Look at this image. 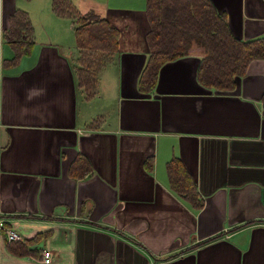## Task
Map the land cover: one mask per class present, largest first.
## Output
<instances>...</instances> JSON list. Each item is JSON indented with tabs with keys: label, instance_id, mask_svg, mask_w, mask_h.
Listing matches in <instances>:
<instances>
[{
	"label": "crops",
	"instance_id": "crops-1",
	"mask_svg": "<svg viewBox=\"0 0 264 264\" xmlns=\"http://www.w3.org/2000/svg\"><path fill=\"white\" fill-rule=\"evenodd\" d=\"M239 40L264 39V0H211ZM120 32L80 85L73 20L53 0H0V264H264V60L233 91L198 80L202 58L163 66L154 91L148 0H71ZM27 14L17 60L10 19ZM177 162L197 189L170 178Z\"/></svg>",
	"mask_w": 264,
	"mask_h": 264
},
{
	"label": "trees",
	"instance_id": "trees-1",
	"mask_svg": "<svg viewBox=\"0 0 264 264\" xmlns=\"http://www.w3.org/2000/svg\"><path fill=\"white\" fill-rule=\"evenodd\" d=\"M53 9L61 18L78 21L75 33L81 68L77 73L80 85L95 92L99 72L119 52V30L107 19L80 13L70 0H53ZM147 16L151 31L147 35L149 61L140 79L143 93L154 91L163 66L190 55L193 43L205 51L198 80L209 89L235 90L250 63L264 60V39L243 41L234 37L227 16L211 0H148ZM24 32L33 34L27 14L17 11L10 19L8 35L17 60L29 54L33 46L22 40ZM169 170L174 188L195 199L197 189L191 177L177 162L171 163Z\"/></svg>",
	"mask_w": 264,
	"mask_h": 264
},
{
	"label": "built area",
	"instance_id": "built-area-1",
	"mask_svg": "<svg viewBox=\"0 0 264 264\" xmlns=\"http://www.w3.org/2000/svg\"><path fill=\"white\" fill-rule=\"evenodd\" d=\"M4 232L6 234L7 237V241L9 243H24L25 242V238L19 234L16 230H11L7 227H5L4 223L1 221L0 219V232ZM52 262V256L50 254V252L45 251L43 253V263L44 264H50Z\"/></svg>",
	"mask_w": 264,
	"mask_h": 264
},
{
	"label": "rangeland",
	"instance_id": "rangeland-1",
	"mask_svg": "<svg viewBox=\"0 0 264 264\" xmlns=\"http://www.w3.org/2000/svg\"><path fill=\"white\" fill-rule=\"evenodd\" d=\"M71 1V0H70ZM149 20V19H148ZM73 23L75 25H77L78 21L77 20H73ZM149 24H150V21H149ZM150 26V30L149 32L151 31V24L149 25ZM190 55L188 56H192V55H199L201 58H205L206 57V54H205V51L204 49H202L199 45H197L196 43H193L192 45V49L189 53Z\"/></svg>",
	"mask_w": 264,
	"mask_h": 264
}]
</instances>
